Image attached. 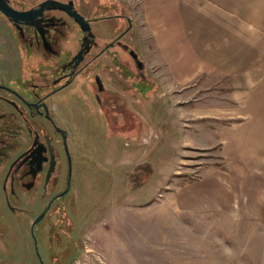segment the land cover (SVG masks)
Here are the masks:
<instances>
[{"label": "rangeland", "instance_id": "374dc122", "mask_svg": "<svg viewBox=\"0 0 264 264\" xmlns=\"http://www.w3.org/2000/svg\"><path fill=\"white\" fill-rule=\"evenodd\" d=\"M137 43L131 40L130 46L138 51ZM138 55L149 69L136 74L129 57L127 80L110 85L108 123L90 94H81L87 98L82 108L88 116L83 140L89 147L87 158H93L83 161L94 175L83 169L87 185L81 213L85 210L87 223L80 252L70 250V257L77 255L71 264H264V165L248 163L257 151L249 153V138H235L249 130L264 134L256 128L264 122L248 121L264 110V83L253 85L262 104L254 106L251 98L236 100V94L250 91L234 78L209 80L207 88L196 89L197 79L181 84L163 74L158 89L151 69L154 53ZM257 55V64L264 66V52ZM228 61L234 59H211L213 64ZM241 61L243 54L237 59ZM214 172L223 187H233L229 208L200 210L177 202L182 186L192 187ZM41 208L35 203L33 214ZM47 224L45 217L34 228L43 263L66 264L68 258H58L56 246L40 236ZM24 226L16 220L0 237V250L21 259L14 264H39Z\"/></svg>", "mask_w": 264, "mask_h": 264}, {"label": "flooded vegetation", "instance_id": "af4514ba", "mask_svg": "<svg viewBox=\"0 0 264 264\" xmlns=\"http://www.w3.org/2000/svg\"><path fill=\"white\" fill-rule=\"evenodd\" d=\"M45 1L64 7L39 10ZM114 2L0 0L17 12H29L13 18L0 9V237L22 220L39 264L44 263L34 228L45 217L47 228L40 236L56 246L58 258L71 264L77 255L70 257V250L80 252L82 247L87 223L85 210L81 213L87 185L82 173L84 168L92 172L83 159L93 158H87L89 147L83 140L88 116L82 108L87 98L81 94H90L108 123L110 85L127 80L129 57L136 74L145 68L131 52L142 61L129 43L130 20L121 5L113 13ZM35 203L42 208L34 215ZM15 260L21 259L0 250V264Z\"/></svg>", "mask_w": 264, "mask_h": 264}, {"label": "crops", "instance_id": "0c3cea01", "mask_svg": "<svg viewBox=\"0 0 264 264\" xmlns=\"http://www.w3.org/2000/svg\"><path fill=\"white\" fill-rule=\"evenodd\" d=\"M114 1L113 13L121 5L130 20L129 43L136 39L139 42L138 53H154L155 61L151 69L155 72L158 89L161 88L158 79L163 74L181 84L197 79L199 82L196 87L193 86L196 89L207 88L209 80H216L217 83L234 78L246 84L245 90L250 91L236 94V100L251 98L254 100L251 105H262L257 101L259 94L252 90L254 84L264 83V66L257 64V53L264 52V0ZM242 54L245 62L239 63L237 59ZM219 55L233 58L234 62L211 63V59ZM172 86L173 83H170L168 88ZM159 94L162 95V92ZM253 116L248 121L264 122V110L253 113ZM260 125L256 128L264 131ZM235 138L240 141L241 138H249V153L257 151L250 154L252 157L248 156V163L262 167L264 134L249 130ZM241 143L237 146L240 156L245 153ZM191 185H184L177 191V202L183 207L200 210L230 207L233 187H223L215 172L189 187Z\"/></svg>", "mask_w": 264, "mask_h": 264}, {"label": "water", "instance_id": "95a60500", "mask_svg": "<svg viewBox=\"0 0 264 264\" xmlns=\"http://www.w3.org/2000/svg\"><path fill=\"white\" fill-rule=\"evenodd\" d=\"M46 5L58 6V7H64L63 4H60L59 2H56V1H45V2H43V3L41 4L39 10H41V9H42L44 6H46ZM0 9H1L6 15H8V16H10V17H13V18L23 17V16H25L27 13H29V12H17V11H15V10L9 8L8 6H3V5H1V4H0ZM72 14H74V13H72ZM74 15H75V18H76L77 20L80 21V17L77 16L76 14H74ZM131 52L133 53L132 55H133V57L135 58V61H136L137 65H138V66H143L142 61H140V60L138 61V59L136 58V57H137L136 53H134L133 51H131ZM40 217H41V216H40ZM40 217H38L35 221L37 222V221L39 220Z\"/></svg>", "mask_w": 264, "mask_h": 264}]
</instances>
